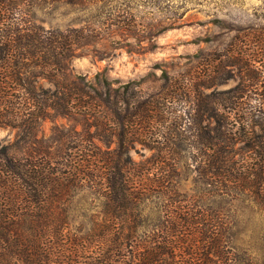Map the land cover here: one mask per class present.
<instances>
[{"label": "trees", "instance_id": "1", "mask_svg": "<svg viewBox=\"0 0 264 264\" xmlns=\"http://www.w3.org/2000/svg\"><path fill=\"white\" fill-rule=\"evenodd\" d=\"M43 1L58 0L33 3ZM68 1L74 4L77 0ZM22 2L0 0V128L17 132L0 149V264H214L204 253L206 248L218 253L217 236L224 224L216 225L213 217L194 219L185 204L173 207L178 197L176 185L170 182L174 172L157 179L147 174L150 162L165 160L172 152L143 164L128 157L127 141H139L135 137L142 133L131 134L127 126L145 122L161 107L134 91L135 83L115 90L116 104L122 107L113 109L121 123L120 144L113 153L99 150L87 155L81 151L70 160L65 156L64 146L65 151L80 146L79 134L74 125L67 129L59 120L79 123L93 117L101 119L98 129H110L111 82L97 74L95 82L103 88L99 90L71 68L74 58L92 55L88 47L95 46L99 34L94 28L45 29L23 18ZM237 41L228 50L237 58L215 67L204 77V84H199L206 89L226 84L230 78L223 71L230 66L238 69L236 86L223 91L222 98L203 99L197 89L193 112L188 111L187 119L180 118L178 126L183 128V120H188L205 141L197 149L201 183L226 192H252L264 207V122L255 118L257 111L252 114L245 107L254 99L252 90L264 88V70L256 66L252 70L247 62L256 51L251 45L256 43L259 58L255 61L262 63L264 40L254 42L249 36ZM165 112L162 108L160 114ZM204 120L216 125L202 131ZM47 121L54 125L49 137L43 134ZM98 136L108 139L103 132ZM236 142L245 145L246 158H237L238 152L230 147ZM71 143L74 146L68 147ZM86 180L104 187L106 207L103 218L81 234L72 230V204L75 191ZM153 194L171 199L163 205L156 228L142 236L139 229L146 219L134 207ZM226 230L227 226L222 228ZM179 250L185 254L180 262L176 261Z\"/></svg>", "mask_w": 264, "mask_h": 264}, {"label": "rangeland", "instance_id": "2", "mask_svg": "<svg viewBox=\"0 0 264 264\" xmlns=\"http://www.w3.org/2000/svg\"><path fill=\"white\" fill-rule=\"evenodd\" d=\"M21 4L23 18L45 29L94 28L99 34L95 46L88 47L92 55L74 58L71 68L74 74L85 77L99 90L103 88L95 82L97 74L111 82L114 91H110V129L106 132L98 129L97 121L101 119L93 117L80 119L79 123L59 120L58 124L67 129L74 125L79 134L80 146L66 151L64 146L65 156L70 160L81 151H87V155L100 151L113 153L120 144L121 129L113 109L122 107L116 104L115 90L124 84L135 83L134 91L157 101L161 107L158 114L151 115L145 122L127 126L131 134L142 133L135 137L139 141H127L130 160L143 164L156 160L158 154L165 157L164 152H172L165 160L161 158L159 162L146 164L147 168L151 166L147 174L149 178L157 179L174 172L170 182L176 185L178 197L173 207L182 208L185 204L194 219L213 217L216 225L227 226V230L221 228L217 236V252L221 255L210 248H206L204 254L214 264H264V207L255 200L252 192H226L221 187L201 183L198 175L201 158L197 149L202 148L205 141L188 120H183V128L178 126L180 118L187 119L188 111L193 112L197 89L203 99L213 95L222 98L225 96L221 95L223 91L236 86L238 69L230 66H225L223 71L225 78H230L226 84L211 89L199 84H204V77L215 67H220L221 63L227 65L237 58L228 53L237 38L253 36L254 42L264 40V0H77L74 4L68 0L37 4L33 0H23ZM248 45L251 44L248 42ZM251 46L258 50L256 43ZM256 51L247 62L252 70L253 66L264 70V46L262 63H256L259 58ZM41 83L50 87L47 81ZM252 91L250 96L254 99L245 107L252 114L257 111L255 118L264 122V88ZM162 108L166 112L160 114ZM207 125L214 127L216 124L204 120L202 131L208 128ZM53 127L50 121L45 122L43 134L46 137L52 135ZM102 132L108 134V139L98 136ZM16 134L14 130L0 128V149L13 141ZM230 147L238 152L237 158H246L243 143L236 142ZM175 151L178 152L176 155L180 154L178 157ZM74 194L75 226L72 230L86 234L94 221L104 216L106 193L104 187L86 180ZM168 199L171 198L153 194L152 198L134 207L146 219L139 229L140 235L149 236L156 228ZM196 228L199 230L202 226ZM155 231L161 235L157 229ZM184 255L179 250L176 261L180 262Z\"/></svg>", "mask_w": 264, "mask_h": 264}]
</instances>
